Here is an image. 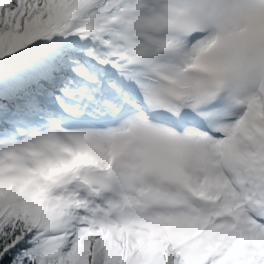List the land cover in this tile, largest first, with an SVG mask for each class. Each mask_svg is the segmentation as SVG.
I'll list each match as a JSON object with an SVG mask.
<instances>
[{
  "label": "snow or ice",
  "instance_id": "6c2138e0",
  "mask_svg": "<svg viewBox=\"0 0 264 264\" xmlns=\"http://www.w3.org/2000/svg\"><path fill=\"white\" fill-rule=\"evenodd\" d=\"M0 264H264V0H0Z\"/></svg>",
  "mask_w": 264,
  "mask_h": 264
}]
</instances>
